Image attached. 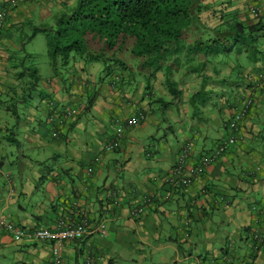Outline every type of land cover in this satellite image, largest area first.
<instances>
[{
	"label": "crops",
	"instance_id": "obj_1",
	"mask_svg": "<svg viewBox=\"0 0 264 264\" xmlns=\"http://www.w3.org/2000/svg\"><path fill=\"white\" fill-rule=\"evenodd\" d=\"M9 1L0 0L8 8L0 31V264H264V78L250 91L243 75L264 61L210 63L214 94L197 113L189 98L201 77L191 72L179 74L176 99L163 73L146 92L140 79H100V63L79 59L42 78L26 50L37 35L29 28L76 0ZM233 4L243 18L255 8L264 19V0ZM27 67L37 70L36 83ZM245 97L251 104L237 142L188 187L170 186L165 177L182 148L192 143L188 162L197 165L229 136ZM119 125L120 145L105 150ZM83 213L106 233L65 240L57 256L53 242L30 236Z\"/></svg>",
	"mask_w": 264,
	"mask_h": 264
},
{
	"label": "trees",
	"instance_id": "obj_2",
	"mask_svg": "<svg viewBox=\"0 0 264 264\" xmlns=\"http://www.w3.org/2000/svg\"><path fill=\"white\" fill-rule=\"evenodd\" d=\"M233 5V0H77L54 16L53 25L34 26L32 34L44 33L53 74L73 59L98 62L100 79L114 73L122 83L141 78L148 92L163 73L174 99L181 96V71L198 74L200 86L189 98L197 113L214 94L212 76L205 74L210 63L219 59L229 65L235 57L239 63L241 55L253 63L264 61V19L255 8H248L252 19L243 18ZM262 68L243 74L249 90L260 87L252 81ZM27 69L36 83L37 70ZM93 102L89 97L87 107Z\"/></svg>",
	"mask_w": 264,
	"mask_h": 264
},
{
	"label": "built area",
	"instance_id": "obj_3",
	"mask_svg": "<svg viewBox=\"0 0 264 264\" xmlns=\"http://www.w3.org/2000/svg\"><path fill=\"white\" fill-rule=\"evenodd\" d=\"M17 0H10L9 3L12 6L16 5ZM8 9V8H7ZM6 8L0 10V31L3 28L5 19H6ZM256 12H254L255 14ZM264 78V71L258 72L256 78L253 79V82L259 83L260 79ZM251 104V99L245 97L243 99L242 105L236 106L231 117L228 130L230 132L229 136L223 141L219 142L218 145L205 153L197 165H191L188 162V158L191 154L192 143L188 142L180 151L176 164L172 167L171 173L165 177L166 182L169 183L172 187H188L192 182L193 178L202 170L204 166L209 165L214 162L218 156L226 152L231 146H233L239 139V131L243 120L247 116L249 111V106ZM140 117H135L130 120V124L134 125L138 122ZM123 131V126L117 127V134L115 137L104 145L105 150L112 151L120 145V136ZM144 211L143 207L133 209L134 214H139ZM79 221H67L64 218L60 217L52 226V228H38L31 232L30 236L40 242L50 241L55 244L54 253L56 256L59 254L62 243L65 240H81L90 238L95 233L104 235L106 233V228L102 223H93L88 213H83L79 215ZM22 236L20 231L14 233V239L19 240ZM55 264H58L56 262Z\"/></svg>",
	"mask_w": 264,
	"mask_h": 264
},
{
	"label": "rangeland",
	"instance_id": "obj_4",
	"mask_svg": "<svg viewBox=\"0 0 264 264\" xmlns=\"http://www.w3.org/2000/svg\"><path fill=\"white\" fill-rule=\"evenodd\" d=\"M76 3L77 0L75 1L74 5ZM52 13H55L54 10H52ZM36 20L42 23L43 26L53 25L54 23L53 16L43 17L39 15L36 17ZM29 31L30 33H32L30 28ZM35 34L37 35L32 41L29 42V40L28 41L26 40L27 41L26 50L34 54L35 56L34 63H36V67H38L39 74L41 75L42 78H45L48 75H50L49 73H52V66L47 52V41L45 39V35L43 32H37ZM240 57L245 58L244 55H241ZM140 81H142L141 78Z\"/></svg>",
	"mask_w": 264,
	"mask_h": 264
}]
</instances>
